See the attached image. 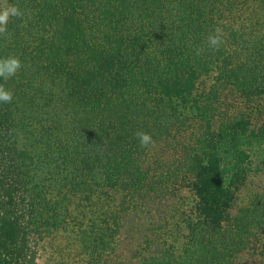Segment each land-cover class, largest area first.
Masks as SVG:
<instances>
[{
    "label": "trees",
    "instance_id": "1",
    "mask_svg": "<svg viewBox=\"0 0 264 264\" xmlns=\"http://www.w3.org/2000/svg\"><path fill=\"white\" fill-rule=\"evenodd\" d=\"M8 2L0 264H264V0Z\"/></svg>",
    "mask_w": 264,
    "mask_h": 264
},
{
    "label": "clouds",
    "instance_id": "2",
    "mask_svg": "<svg viewBox=\"0 0 264 264\" xmlns=\"http://www.w3.org/2000/svg\"><path fill=\"white\" fill-rule=\"evenodd\" d=\"M23 11L17 5L10 4L8 0H0V37H7L8 23L12 18H22ZM206 43L209 48L218 49L224 43L223 29L217 26L207 38ZM204 51L203 48L196 50V54L200 55ZM23 67L19 57L8 56L0 57V78L4 81L14 77ZM14 94L11 90L7 89L4 84L0 83V103H12ZM136 138L142 148H148L154 144L153 138L150 134L143 131H138Z\"/></svg>",
    "mask_w": 264,
    "mask_h": 264
}]
</instances>
